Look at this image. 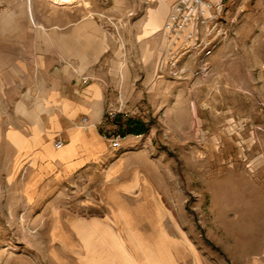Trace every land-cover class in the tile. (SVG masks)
<instances>
[{"label": "rangeland", "instance_id": "obj_1", "mask_svg": "<svg viewBox=\"0 0 264 264\" xmlns=\"http://www.w3.org/2000/svg\"><path fill=\"white\" fill-rule=\"evenodd\" d=\"M39 1L48 22L52 5ZM160 1L55 5L56 23L66 25L57 30L62 80L68 78L64 71H74L71 57L81 59L102 45L107 52L97 67L111 69L118 83L104 118L119 92L130 112L127 119H104L112 128L108 153L99 161L103 169L96 182L74 176L67 186L64 179L56 191L58 211L68 214L69 200H103L109 211V193L138 183L128 196L139 218L148 225L160 205L167 208L164 223L182 264H264V0H227L207 54L185 53L167 40L163 24L175 0L167 1L161 29L146 34ZM91 61L81 59L79 71ZM41 81L32 80L34 91ZM18 90L21 95L27 87ZM130 121L143 134L127 133ZM114 133L130 135L128 148H109ZM26 171L0 177V264H53L46 226L21 196ZM60 255L67 257L62 247Z\"/></svg>", "mask_w": 264, "mask_h": 264}, {"label": "crops", "instance_id": "obj_2", "mask_svg": "<svg viewBox=\"0 0 264 264\" xmlns=\"http://www.w3.org/2000/svg\"><path fill=\"white\" fill-rule=\"evenodd\" d=\"M50 8L51 20L45 22L44 5L32 0L31 23L28 0H0V177L27 170L21 196L38 213L36 222L46 226L53 264H182L175 253L178 242L164 223L167 208L155 202L160 209L157 217L143 224L145 218H139V208L128 196L136 184L109 193V211L103 200L78 204L69 200L68 214L58 211L56 191L64 179L67 186L74 176L96 182L103 169L99 161L108 153L105 139L112 128L104 114L118 83L111 69L97 67L107 52L101 46L80 57L92 60L83 63L87 65L83 71L81 59L71 57L74 71L60 70L68 77L62 80L57 30L66 25L56 23L55 6ZM84 76L90 79L85 82ZM34 78L42 80L35 83L40 85L35 91ZM19 87L27 90L20 95ZM21 105L25 116L18 115ZM57 135L65 142L61 149L54 147ZM129 137L123 148L130 145ZM118 170L112 169L114 174ZM61 247L67 257L60 255Z\"/></svg>", "mask_w": 264, "mask_h": 264}, {"label": "built area", "instance_id": "obj_3", "mask_svg": "<svg viewBox=\"0 0 264 264\" xmlns=\"http://www.w3.org/2000/svg\"><path fill=\"white\" fill-rule=\"evenodd\" d=\"M227 0H175L171 5V11L164 23L163 31L170 44H181L183 52L209 53L213 48L215 39L212 37L215 25L226 11ZM172 42V43H171ZM262 68L264 69V60ZM87 82L88 77L83 79ZM125 102L122 93H118V99L111 102L107 112L106 121L116 119L121 114L127 119L129 110H125ZM88 118L83 117V122ZM127 135L114 133L108 138L111 150H121ZM65 142L63 138L55 141V148L61 149Z\"/></svg>", "mask_w": 264, "mask_h": 264}, {"label": "bare ground", "instance_id": "obj_4", "mask_svg": "<svg viewBox=\"0 0 264 264\" xmlns=\"http://www.w3.org/2000/svg\"><path fill=\"white\" fill-rule=\"evenodd\" d=\"M168 0H161L159 5L152 9L151 14H150V18L147 22V30H146V34H153L156 31L160 30L162 27V24L164 23V19L168 13ZM68 2V0H46L47 5L50 4L52 6H63V4H66ZM28 10H29V17H30V21L31 23H33L35 21L34 18V13H32V0H28ZM12 25V22H9ZM164 25V24H163ZM103 48V46L101 45V49ZM20 109L22 111H25V108L23 105H21ZM63 150L65 151V149L63 148ZM56 155V153H55ZM136 187H138V183L136 185ZM113 238V237H112ZM114 244L116 245V242H114ZM115 245L113 246L115 248ZM101 256V255H100ZM101 258H98V260L100 261Z\"/></svg>", "mask_w": 264, "mask_h": 264}, {"label": "trees", "instance_id": "obj_5", "mask_svg": "<svg viewBox=\"0 0 264 264\" xmlns=\"http://www.w3.org/2000/svg\"><path fill=\"white\" fill-rule=\"evenodd\" d=\"M133 125V126H132ZM127 133H134V134H143L144 128L142 126H138L135 122H128Z\"/></svg>", "mask_w": 264, "mask_h": 264}]
</instances>
